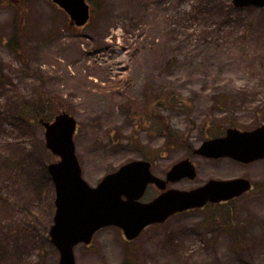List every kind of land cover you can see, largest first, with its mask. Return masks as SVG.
I'll return each mask as SVG.
<instances>
[{"label": "rangeland", "instance_id": "obj_1", "mask_svg": "<svg viewBox=\"0 0 264 264\" xmlns=\"http://www.w3.org/2000/svg\"><path fill=\"white\" fill-rule=\"evenodd\" d=\"M87 1L92 20L77 32L51 0H0V264L59 262L49 237L55 187L47 170L59 158L46 148L40 124L15 116L22 100L38 94V103L53 101L52 118L66 111L76 119V153L93 187L132 160L150 161L165 179L186 158L197 177L168 188L190 190L211 179L254 184L221 207L228 214L212 205L190 210L133 242L104 228L90 247L77 246L76 264H264V160L244 165L195 153L207 131L212 138L264 125V9H241L240 23L218 30L213 14L189 16L199 0ZM221 3L227 0L210 6ZM17 29L21 47L13 52L7 43ZM165 93L178 103L161 111L184 137L181 145H167L133 115L131 107ZM157 194L150 188L142 201ZM228 218L233 224L223 226Z\"/></svg>", "mask_w": 264, "mask_h": 264}, {"label": "water", "instance_id": "obj_2", "mask_svg": "<svg viewBox=\"0 0 264 264\" xmlns=\"http://www.w3.org/2000/svg\"><path fill=\"white\" fill-rule=\"evenodd\" d=\"M76 22L85 25L90 8L85 0H53ZM237 8L262 7L264 0H232ZM45 128L46 147L60 161L50 163L48 171L55 185L56 212L50 229L52 244L60 253L58 264H76L74 249L90 244L101 228L117 226L128 240L136 238L150 224L164 222L169 216L191 208L203 207L207 202L228 200L247 192L251 184L245 179L211 180L191 191L168 190L149 203L140 202L149 184L164 190L168 182L183 178L194 179L195 167L189 159L175 164L163 181L151 173V163L135 160L108 174L91 187L82 177L76 155L74 133L76 120L66 112L52 121L40 120ZM196 154L207 158L230 157L241 162L264 158V126L241 132L230 128L226 136L205 141Z\"/></svg>", "mask_w": 264, "mask_h": 264}, {"label": "trees", "instance_id": "obj_3", "mask_svg": "<svg viewBox=\"0 0 264 264\" xmlns=\"http://www.w3.org/2000/svg\"><path fill=\"white\" fill-rule=\"evenodd\" d=\"M213 0H199L200 7H196L192 14H189L190 17L197 19L198 15L202 14L203 19L211 18L213 15L216 17V27L218 30H223L225 27H234V25L240 23L243 18L237 13L241 9H235L229 0L227 3H221L214 6H210ZM213 14V15H212ZM234 14L233 17H231ZM189 17V18H190ZM233 34L232 32H227ZM10 42L8 46L15 52H18L21 47V35L16 33L10 37ZM8 77V76H7ZM6 79L4 74V66L0 63V82ZM173 93H165L164 95H157L153 98H150V101L145 103L142 109H137V107H131L134 110L133 115L137 117L138 125H144L152 128V130L160 132L166 138V144L169 146L181 145L184 141V137L178 135V133L171 127V124L168 122L167 118L162 114L163 107L174 108L177 101L173 97ZM38 96L32 102H27L22 100L21 107L15 112V116L24 122H30V116L32 119L39 124L40 119L51 120L53 113H51V104L52 100L47 98L46 100L38 103ZM222 100V99H219ZM41 101V100H40ZM222 102V101H221ZM18 105V101L16 102ZM23 127L22 123H19ZM205 139L210 137V132H205ZM4 235V230L0 223V237ZM129 261L125 262L127 264Z\"/></svg>", "mask_w": 264, "mask_h": 264}, {"label": "flooded vegetation", "instance_id": "obj_4", "mask_svg": "<svg viewBox=\"0 0 264 264\" xmlns=\"http://www.w3.org/2000/svg\"><path fill=\"white\" fill-rule=\"evenodd\" d=\"M253 188H254V185H253Z\"/></svg>", "mask_w": 264, "mask_h": 264}]
</instances>
